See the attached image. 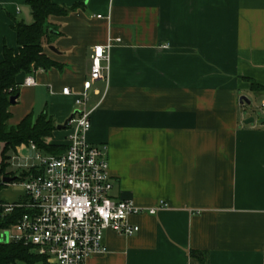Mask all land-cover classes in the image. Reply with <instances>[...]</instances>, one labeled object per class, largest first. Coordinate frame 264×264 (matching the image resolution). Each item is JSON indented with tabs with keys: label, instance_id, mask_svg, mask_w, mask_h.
<instances>
[{
	"label": "crops",
	"instance_id": "crops-1",
	"mask_svg": "<svg viewBox=\"0 0 264 264\" xmlns=\"http://www.w3.org/2000/svg\"><path fill=\"white\" fill-rule=\"evenodd\" d=\"M52 2L76 7L49 18L44 50L60 66L17 75L9 125L47 113L49 143L66 149L69 130L57 126L92 110L87 139L108 147L114 197L158 208L131 217L132 236L105 231L107 251L86 264H202L193 251L207 264H264V117L240 102L264 96L252 88L264 87V0ZM31 10L28 0H0L1 59L5 45L19 52L14 26L32 23ZM110 39L109 71L79 106L93 47ZM31 75L36 84L25 85ZM10 186L0 200H22Z\"/></svg>",
	"mask_w": 264,
	"mask_h": 264
},
{
	"label": "built area",
	"instance_id": "built-area-1",
	"mask_svg": "<svg viewBox=\"0 0 264 264\" xmlns=\"http://www.w3.org/2000/svg\"><path fill=\"white\" fill-rule=\"evenodd\" d=\"M112 47L111 39L93 47L91 72L76 98L77 105L85 106L93 81L108 73ZM35 84L32 75L26 78L25 85ZM63 93L70 94V88L65 87ZM91 127L92 110H80L69 122L64 152L44 154L31 142L34 157L11 158L15 180L8 185L21 186L24 200L7 202L5 212L16 207L26 212L5 231L10 241L29 246L42 264H86L91 256L107 251L105 231L132 236L140 230L130 221L133 215L157 213L158 208H142L132 200L114 197L108 147L88 141ZM22 173L28 176L21 180Z\"/></svg>",
	"mask_w": 264,
	"mask_h": 264
},
{
	"label": "trees",
	"instance_id": "trees-1",
	"mask_svg": "<svg viewBox=\"0 0 264 264\" xmlns=\"http://www.w3.org/2000/svg\"><path fill=\"white\" fill-rule=\"evenodd\" d=\"M31 7L33 22L30 24L16 22L15 30L19 45V52L4 46L3 58H0V192L8 186L3 181L4 177H11L12 172L6 173L11 165L12 153H16L18 147L32 142L37 149L54 155L65 151L63 146L49 143L56 125L47 113L39 115L35 120L32 115L26 116L18 125L10 126L12 117L10 111L11 98L19 97L20 86L16 77L21 71L33 73L37 70H48L60 66L50 59L45 53L44 47L49 43L51 16H65L76 7L57 5L52 0H28ZM253 90H264V87L252 81ZM28 176L22 173V179ZM7 202L0 200V235L3 231L15 225L19 218L26 212L25 208L16 207L11 212H5ZM194 256L201 259L202 264H207L206 258L200 252L193 251ZM23 261L28 264H36L42 261L33 253L29 246L16 241L0 242V264H17Z\"/></svg>",
	"mask_w": 264,
	"mask_h": 264
},
{
	"label": "rangeland",
	"instance_id": "rangeland-1",
	"mask_svg": "<svg viewBox=\"0 0 264 264\" xmlns=\"http://www.w3.org/2000/svg\"><path fill=\"white\" fill-rule=\"evenodd\" d=\"M247 99H249L251 101L250 104H248L247 102L244 104V112L247 115H251L252 117L256 118L257 120L259 118H263L264 117V107L262 106V103L264 101V96H256L254 94H250L248 95V97H246ZM29 156L34 157L35 156V152L30 150ZM15 166L10 165V167L6 170V173H10L12 172V170H14ZM13 191H14V195L12 193V195L15 197L16 193L19 191H23V188L21 186H10ZM7 200V199H5ZM19 201L21 200L20 198L18 199ZM22 200H24V198H22ZM21 200V201H22ZM8 231L2 232L1 233V239L0 242H6L5 239V235ZM9 234V232H8ZM8 240L10 241V235L7 236Z\"/></svg>",
	"mask_w": 264,
	"mask_h": 264
},
{
	"label": "water",
	"instance_id": "water-1",
	"mask_svg": "<svg viewBox=\"0 0 264 264\" xmlns=\"http://www.w3.org/2000/svg\"><path fill=\"white\" fill-rule=\"evenodd\" d=\"M51 49L57 52V49L55 47L52 46ZM17 98H18V96H14V97L11 98V104L12 105L15 104V102H17ZM240 102L241 103H246L247 102L248 104L251 103V101L249 99H247L245 96L240 98ZM71 119H72V116L69 119H67L64 124L58 125L57 128L58 129H66V128H68L69 122H70ZM251 121L253 122L254 118H252ZM262 121H264V119H262ZM14 180H15L14 177H4L3 178V181L5 183H7V184H11ZM8 235H10V234H8V232H7L6 235H5V239H4L6 242L9 241L8 238H7ZM0 239H1V235H0Z\"/></svg>",
	"mask_w": 264,
	"mask_h": 264
}]
</instances>
